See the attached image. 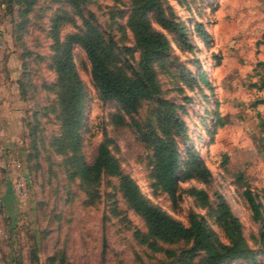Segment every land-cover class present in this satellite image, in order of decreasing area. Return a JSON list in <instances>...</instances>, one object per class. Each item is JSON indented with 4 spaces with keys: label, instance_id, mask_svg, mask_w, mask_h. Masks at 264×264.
Masks as SVG:
<instances>
[{
    "label": "rangeland",
    "instance_id": "1",
    "mask_svg": "<svg viewBox=\"0 0 264 264\" xmlns=\"http://www.w3.org/2000/svg\"><path fill=\"white\" fill-rule=\"evenodd\" d=\"M190 35L192 50L151 17V26L166 35L170 50L155 63L160 96L173 102L186 123L188 140L211 173L208 183L192 178L180 183L176 206L152 186L151 151L130 124L155 121L154 102H143L137 114L117 125V104L100 98L85 53L73 57L85 91L82 153L94 159L99 142L107 138L124 173L153 204L188 224L190 213L206 215L189 187L203 189L213 204L220 194L239 220L243 236L254 250L259 223L243 197L235 174L242 172L264 205V0H161ZM129 0H85L98 26L119 47L133 45L122 13ZM17 0H0V114H9L7 138L0 140V264H170L165 249L179 254L185 242L153 251L139 234L143 220L130 209L117 179L103 176L94 186L69 176L65 157L51 144L58 133L54 106L55 75L50 66L52 19L66 15L60 37L75 32L81 21L64 0H37L24 14ZM199 23L207 43L194 33ZM137 54L135 55V61ZM203 72L207 84L199 80ZM5 102V103H4ZM221 123L215 127V112ZM215 128V129H214ZM262 138V140L260 139ZM2 147L4 149H2ZM184 149V144H181ZM24 177L26 193L14 184ZM264 218V209L262 210ZM210 227L225 241L212 219ZM264 264V255H257ZM228 264H248L242 259Z\"/></svg>",
    "mask_w": 264,
    "mask_h": 264
},
{
    "label": "trees",
    "instance_id": "2",
    "mask_svg": "<svg viewBox=\"0 0 264 264\" xmlns=\"http://www.w3.org/2000/svg\"><path fill=\"white\" fill-rule=\"evenodd\" d=\"M17 1L25 6L23 13L26 14L37 0ZM64 1L78 16L81 25L75 32L61 38L62 23L69 18L57 15L52 19L50 66L55 75L52 86L55 99L51 111L58 122V133L51 144L65 157L69 176L87 186L98 184L103 176L116 178L128 207L144 222L146 231L139 234L144 243L156 252L163 250V245L187 244L179 254L165 249L167 256L171 257L170 264H228L239 259L248 264H259L257 255H264V205L244 181L242 172L235 174V180L244 187L243 197L249 204L253 220L259 223L258 236L254 240L257 250L247 243L239 220L220 194L210 204L205 190L192 186L187 188L186 193L207 212L206 215L190 213L188 224H184L147 199L136 182L122 171L111 153L107 138L99 142L91 163L82 153L85 91L74 62L73 50L76 47L86 55L91 80L100 98L117 104L118 111L113 116L115 124L125 125L124 116L137 114L143 102L156 104L154 123L147 124V127L135 119L130 123L151 151L152 186L166 194L176 206L181 182L192 178L203 183L210 181L211 173L203 158L192 144L186 143L188 128L178 116L176 105L160 96L155 63L169 52L170 42L165 34L152 28L151 17L173 33L183 47L192 50L190 35L176 20L173 10L164 6L161 0H129L127 10L122 13L125 24L120 28L130 32L133 45L119 47L112 35L100 29L93 12L83 9L85 0ZM193 31L207 43L209 35L201 24L196 23ZM198 78L208 83L203 72ZM255 103H264V100ZM259 119L263 130L264 119L260 116ZM215 120L217 127L221 123L217 111ZM181 144H184L183 150ZM262 198L264 200V193ZM208 219H212L222 231L225 241L210 227Z\"/></svg>",
    "mask_w": 264,
    "mask_h": 264
},
{
    "label": "crops",
    "instance_id": "3",
    "mask_svg": "<svg viewBox=\"0 0 264 264\" xmlns=\"http://www.w3.org/2000/svg\"><path fill=\"white\" fill-rule=\"evenodd\" d=\"M5 103V102H4ZM9 121H11V119H9V114L5 113V114H0V140H5L7 138V129H6V123H8ZM5 142L3 141L1 144L3 146ZM0 144V147H1ZM5 148V147H4ZM2 147V149H4Z\"/></svg>",
    "mask_w": 264,
    "mask_h": 264
},
{
    "label": "built area",
    "instance_id": "4",
    "mask_svg": "<svg viewBox=\"0 0 264 264\" xmlns=\"http://www.w3.org/2000/svg\"><path fill=\"white\" fill-rule=\"evenodd\" d=\"M24 177L21 175V177H19L14 184V187L18 193L19 196H24L26 193V183L24 181Z\"/></svg>",
    "mask_w": 264,
    "mask_h": 264
}]
</instances>
